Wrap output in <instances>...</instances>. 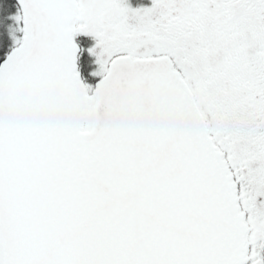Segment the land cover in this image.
Instances as JSON below:
<instances>
[{
  "label": "snow or ice",
  "instance_id": "6c2138e0",
  "mask_svg": "<svg viewBox=\"0 0 264 264\" xmlns=\"http://www.w3.org/2000/svg\"><path fill=\"white\" fill-rule=\"evenodd\" d=\"M4 19L0 264H264V0Z\"/></svg>",
  "mask_w": 264,
  "mask_h": 264
},
{
  "label": "rangeland",
  "instance_id": "374dc122",
  "mask_svg": "<svg viewBox=\"0 0 264 264\" xmlns=\"http://www.w3.org/2000/svg\"><path fill=\"white\" fill-rule=\"evenodd\" d=\"M131 2V1H130ZM133 6H140V5H137V4H134V2H131ZM16 10V7H13V9L10 11V12H14ZM9 12V13H10ZM8 23H11V21H8ZM10 43V41H9ZM94 43V40L89 37V39H86L84 41V45H85V49L87 47H90L92 44ZM94 57H91L87 54V52L85 51L84 54L82 55V64H83V69L86 73V79L89 81V82H94V79L96 78H93L89 75L90 71L95 69L96 65L94 64Z\"/></svg>",
  "mask_w": 264,
  "mask_h": 264
},
{
  "label": "trees",
  "instance_id": "16d2710c",
  "mask_svg": "<svg viewBox=\"0 0 264 264\" xmlns=\"http://www.w3.org/2000/svg\"><path fill=\"white\" fill-rule=\"evenodd\" d=\"M13 7H16V0H0V20H3L4 24H8L7 20L4 18L13 9ZM80 63L82 66V73L86 78V73L83 69V64L82 62Z\"/></svg>",
  "mask_w": 264,
  "mask_h": 264
},
{
  "label": "flooded vegetation",
  "instance_id": "af4514ba",
  "mask_svg": "<svg viewBox=\"0 0 264 264\" xmlns=\"http://www.w3.org/2000/svg\"><path fill=\"white\" fill-rule=\"evenodd\" d=\"M130 1H131V2H134V4H137V5H149L150 2H151V0H130ZM86 39H89V36H85V35H83V34L78 35V36L76 37L77 42H78L79 44H81L82 47H84V48H85L84 41H85ZM80 62H82V58H81V61H80Z\"/></svg>",
  "mask_w": 264,
  "mask_h": 264
}]
</instances>
